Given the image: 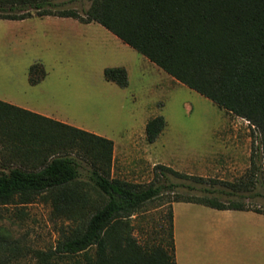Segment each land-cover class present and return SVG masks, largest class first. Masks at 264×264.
<instances>
[{"label": "rangeland", "instance_id": "rangeland-1", "mask_svg": "<svg viewBox=\"0 0 264 264\" xmlns=\"http://www.w3.org/2000/svg\"><path fill=\"white\" fill-rule=\"evenodd\" d=\"M93 1L53 0L58 9H76L81 15ZM34 21L40 33L59 32L61 46L46 49L35 40L34 49L19 61L21 94L34 106L51 110L58 121L113 140L112 177L166 186L131 220L142 244L168 243L169 211L177 197L241 202L264 212V153L260 131L250 121L181 83L99 23ZM36 58H42L48 76L43 86L33 87L29 66ZM118 66L128 70L127 87L105 77L107 68ZM157 116H164L166 127L151 143L146 126ZM75 155L84 166L81 180L91 183L92 166L79 152ZM16 165L0 146V172ZM92 212L52 197L0 205V255L32 262L37 251L55 249ZM199 248L202 264H264V214L255 212L251 221L232 215L219 223L212 219Z\"/></svg>", "mask_w": 264, "mask_h": 264}, {"label": "trees", "instance_id": "trees-1", "mask_svg": "<svg viewBox=\"0 0 264 264\" xmlns=\"http://www.w3.org/2000/svg\"><path fill=\"white\" fill-rule=\"evenodd\" d=\"M46 15L100 23L181 83L250 121L260 131L264 153V0H94L85 15L58 9L53 0H0L3 19ZM47 74L36 62L30 82L38 84ZM105 77L121 87L129 84L123 66L107 68ZM165 127L164 116L149 120L148 141L155 142ZM0 146L18 162L0 172V205L52 197L93 211L55 249L37 251L26 263L2 254L0 264H177L172 206L167 244H142L131 224L166 186L112 177L113 140L0 100ZM76 151L92 166L91 183L81 180L84 166ZM175 201L246 208L241 202Z\"/></svg>", "mask_w": 264, "mask_h": 264}, {"label": "crops", "instance_id": "crops-1", "mask_svg": "<svg viewBox=\"0 0 264 264\" xmlns=\"http://www.w3.org/2000/svg\"><path fill=\"white\" fill-rule=\"evenodd\" d=\"M53 18L72 17L46 15L32 16L26 19L0 18V100L38 113L42 116L58 120L51 110H42L38 108V106H34V102H31L32 100L26 99V96L21 94L19 90L18 71L19 61L21 59L24 60L32 49H34L36 39L40 40L39 42L43 44L44 47L46 46V49L61 46L59 32L57 33L56 31L47 29L45 32L43 31V33H40L34 21L38 19L45 21ZM40 60H42V58H36L34 63L41 62ZM33 64H31V66ZM31 66H29V70ZM47 76L38 84L33 85L30 82L31 86H43L47 80ZM116 148L115 144V149ZM172 210L177 264H202L199 246L205 235V229H208L212 219L216 223H219L221 217L232 215V217L235 216V219H246L247 221H251L254 217V213L257 212L248 205H246L244 209L219 208L196 201H175L172 204ZM198 249L199 257L197 259L196 254L198 253Z\"/></svg>", "mask_w": 264, "mask_h": 264}]
</instances>
